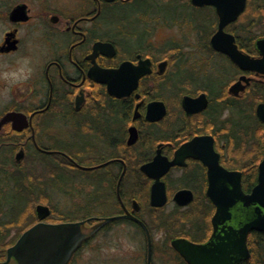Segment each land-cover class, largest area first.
I'll list each match as a JSON object with an SVG mask.
<instances>
[{
    "label": "flooded vegetation",
    "instance_id": "obj_1",
    "mask_svg": "<svg viewBox=\"0 0 264 264\" xmlns=\"http://www.w3.org/2000/svg\"><path fill=\"white\" fill-rule=\"evenodd\" d=\"M157 1L15 0L0 13L9 27L0 70L21 67L17 77H0L7 103L0 109V264H19L9 249L37 223H51L52 188L70 194L63 185L78 180L89 208L107 198L106 209L115 206L88 223L114 218L100 230L131 223L147 246L144 228L128 216L135 217L149 230L151 257L158 230L166 229L161 240L171 248L176 239L209 242L212 196L232 193L236 182L244 195L259 185L264 0H246L223 26L221 46L212 44L221 22L214 5L172 0L165 15ZM21 5L24 12L12 16ZM103 71L109 86L98 80ZM154 189L165 194L160 207L151 203ZM38 206L50 210L43 219ZM253 216V207L238 204L215 234ZM259 234L249 232L250 258L238 264L264 246Z\"/></svg>",
    "mask_w": 264,
    "mask_h": 264
},
{
    "label": "water",
    "instance_id": "obj_2",
    "mask_svg": "<svg viewBox=\"0 0 264 264\" xmlns=\"http://www.w3.org/2000/svg\"><path fill=\"white\" fill-rule=\"evenodd\" d=\"M194 5H214L220 16L219 31L212 39L214 46L223 45L226 35L223 33V26L234 21L245 9L246 0H192ZM24 6H18L12 10V16L22 14ZM232 44V40L228 42ZM261 44V43H260ZM121 71V69H120ZM119 71V72H120ZM138 77L143 74L142 68H137ZM111 74L109 71L99 72V82L108 84ZM137 77V78H138ZM109 86V84H108ZM110 88V87H109ZM259 185L251 195H244L240 184L236 182L232 193L229 188L221 196H212L217 210L212 222L215 228L211 240L205 244H194L185 239L173 240L172 248L183 258L187 264H238L243 259H249L250 253L247 247V236L251 231L264 232V164ZM153 190L151 203L160 207L166 202L165 194L159 196ZM155 193V194H154ZM240 204L246 208L253 207L254 216L246 222L242 221L238 227L227 225L223 229L224 234H215L217 225L230 221L232 210ZM40 219L50 213L48 207L38 206L36 209ZM142 226L147 235L148 256L146 264L152 262V240L146 225L133 216H128ZM114 218H105L102 221L88 227L91 219L64 223H43L39 222L28 229L8 251V257L15 258L19 264H70L74 255L84 243L95 236L100 229ZM214 238V239H213Z\"/></svg>",
    "mask_w": 264,
    "mask_h": 264
},
{
    "label": "rangeland",
    "instance_id": "obj_3",
    "mask_svg": "<svg viewBox=\"0 0 264 264\" xmlns=\"http://www.w3.org/2000/svg\"><path fill=\"white\" fill-rule=\"evenodd\" d=\"M14 2L15 0H0V13L7 14L10 10L9 8L13 6ZM158 2H160V0H158L157 3ZM178 2L181 4H187L186 0H179ZM8 28L9 27L3 23L0 24V39ZM163 34L168 36L170 33L168 34L165 32ZM177 35L179 38L180 36L178 33ZM160 36L162 35L160 34ZM4 61L7 66L8 61ZM20 68L21 67L17 68L14 66V68H11L9 71H4L2 69L0 70V77H17L20 72ZM0 93H2L1 90ZM6 104L5 100H0V109ZM51 167L54 170H58V166ZM81 186L82 184L79 180L77 183L73 182V185H63L62 189L68 190L70 194L65 193L64 190H61L60 192L59 189L52 188V196H54L51 199V223L58 224L68 222L65 220L63 221V219L67 217L75 219L70 222H75L85 220V217L90 215L107 216L114 213L115 206L111 210L106 209L107 203H110L108 198L101 200L99 203L100 206L98 204H93L92 206L89 205V208L86 201L82 198V196H80L81 192H89L88 190H83ZM39 199L41 203H46V201H43L41 197H36V202ZM92 225L94 224H91V222L87 223L88 227ZM165 233L166 229L155 232L156 241L154 245V257H152L153 264H177V256L175 251L171 248L170 243L161 240L162 237H165ZM86 243L87 244H84L80 249H78L71 264H146L147 246L145 237L143 233L131 223H118L110 225L107 228L100 230L92 238H89Z\"/></svg>",
    "mask_w": 264,
    "mask_h": 264
},
{
    "label": "trees",
    "instance_id": "obj_4",
    "mask_svg": "<svg viewBox=\"0 0 264 264\" xmlns=\"http://www.w3.org/2000/svg\"><path fill=\"white\" fill-rule=\"evenodd\" d=\"M162 1L164 3L162 5L163 6L165 5L166 8L163 7L161 9V13H163L165 15L172 14V12H173L171 10L172 4L170 3L172 0H162ZM64 220L70 222V221H74L75 219H73L71 217H67V218H64L63 221ZM263 235H260L259 234V236H261V238L264 239V236ZM253 237L255 238V236H253ZM84 244H87V243L85 242ZM256 247H257V249H255V250L253 249L252 250L253 253H252L251 259L249 261L243 262L242 264H264V246L257 244ZM176 256H177V264H186V262L183 261L181 259V257H179L178 255H176Z\"/></svg>",
    "mask_w": 264,
    "mask_h": 264
}]
</instances>
